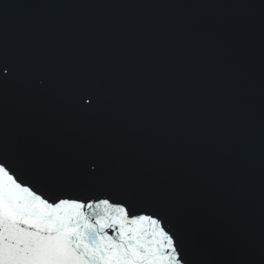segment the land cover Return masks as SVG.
I'll return each instance as SVG.
<instances>
[{"label": "water", "instance_id": "obj_1", "mask_svg": "<svg viewBox=\"0 0 264 264\" xmlns=\"http://www.w3.org/2000/svg\"><path fill=\"white\" fill-rule=\"evenodd\" d=\"M10 51L51 65L46 96L20 85L23 147L71 165L104 140L124 178L164 197L218 258L264 247V0H0ZM107 97L72 110L75 84Z\"/></svg>", "mask_w": 264, "mask_h": 264}, {"label": "snow or ice", "instance_id": "obj_2", "mask_svg": "<svg viewBox=\"0 0 264 264\" xmlns=\"http://www.w3.org/2000/svg\"><path fill=\"white\" fill-rule=\"evenodd\" d=\"M0 5V264H264L218 258L195 241L162 196L129 182L104 140L71 147V165L22 146L10 124V94L25 85L46 96L54 68L10 51ZM72 110L98 115L107 104L90 84L72 88Z\"/></svg>", "mask_w": 264, "mask_h": 264}]
</instances>
